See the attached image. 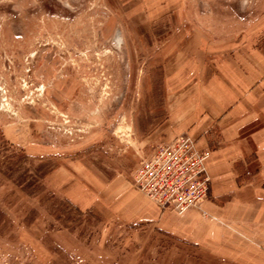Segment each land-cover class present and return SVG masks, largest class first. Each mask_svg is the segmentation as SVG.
<instances>
[{"label":"rangeland","instance_id":"374dc122","mask_svg":"<svg viewBox=\"0 0 264 264\" xmlns=\"http://www.w3.org/2000/svg\"><path fill=\"white\" fill-rule=\"evenodd\" d=\"M250 49L264 0H0V264H264L262 226L224 257L129 216L170 59Z\"/></svg>","mask_w":264,"mask_h":264},{"label":"crops","instance_id":"0c3cea01","mask_svg":"<svg viewBox=\"0 0 264 264\" xmlns=\"http://www.w3.org/2000/svg\"><path fill=\"white\" fill-rule=\"evenodd\" d=\"M196 57L181 67L175 66L178 57L170 59V108L155 133L171 139L187 132L199 147L210 148L208 197L183 212L139 197L129 216L154 221L217 255L240 250L241 256L240 244L248 235L258 242V227H264V59L250 49L244 57L218 61L217 70L207 73L206 62Z\"/></svg>","mask_w":264,"mask_h":264},{"label":"built area","instance_id":"2783aa9c","mask_svg":"<svg viewBox=\"0 0 264 264\" xmlns=\"http://www.w3.org/2000/svg\"><path fill=\"white\" fill-rule=\"evenodd\" d=\"M210 153L189 133L178 134L142 161L135 181L161 208L186 211L208 197L211 179L206 160Z\"/></svg>","mask_w":264,"mask_h":264}]
</instances>
